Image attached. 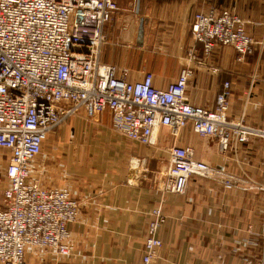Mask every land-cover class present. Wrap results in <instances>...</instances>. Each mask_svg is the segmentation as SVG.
Returning a JSON list of instances; mask_svg holds the SVG:
<instances>
[{
    "label": "crops",
    "instance_id": "0c3cea01",
    "mask_svg": "<svg viewBox=\"0 0 264 264\" xmlns=\"http://www.w3.org/2000/svg\"><path fill=\"white\" fill-rule=\"evenodd\" d=\"M115 1L102 63L127 69L130 81L150 72L160 88L190 68L186 93L191 104L214 109L229 83L228 117L264 124V0ZM211 7L246 22L257 44L244 61L237 60L232 46L217 45L207 56L203 44L194 41L195 16ZM70 122L55 141L67 134L72 141L49 144L34 174L47 187L68 188L79 202L78 218L69 225L75 251L59 257L29 249V264L140 263L148 215L160 203L166 217L159 231L163 245L151 264H264V190L226 189L218 180L196 176L183 195L165 192L161 184L168 149L177 144L192 147L196 159L264 186L263 138L222 153L215 139L197 135L190 123L177 138L163 127L157 144L143 145L116 131L108 111L92 120L80 114ZM53 145L57 149L50 151Z\"/></svg>",
    "mask_w": 264,
    "mask_h": 264
},
{
    "label": "built area",
    "instance_id": "2783aa9c",
    "mask_svg": "<svg viewBox=\"0 0 264 264\" xmlns=\"http://www.w3.org/2000/svg\"><path fill=\"white\" fill-rule=\"evenodd\" d=\"M118 9L115 0H0V264H29V249L70 256L75 247L69 225L79 202L66 187H47L34 174L50 133L69 117L92 120L104 112L131 141L155 145L167 127L177 138L191 124L201 137L215 139L224 153L253 137L264 139V124L250 126L228 117L230 85L217 95L214 109L193 105L184 69L167 88L154 85L146 72L128 80V70L102 63L106 26ZM235 13L217 7L196 14L192 37L208 56L215 46H232L244 61L257 44ZM162 171L163 191L183 195L192 177L215 179L226 189H260L250 178L235 176L199 160L190 146L172 145ZM163 204L148 215L144 255L151 264L163 242Z\"/></svg>",
    "mask_w": 264,
    "mask_h": 264
},
{
    "label": "rangeland",
    "instance_id": "374dc122",
    "mask_svg": "<svg viewBox=\"0 0 264 264\" xmlns=\"http://www.w3.org/2000/svg\"><path fill=\"white\" fill-rule=\"evenodd\" d=\"M74 117V116H73ZM72 120V117H69L65 122H63L59 127H57L54 131H52L51 133H50V135H49V137H48V139H47V143L45 142V144H44V146H43V150H46L47 148H49L50 147V145L49 144H53V142L55 141V139L57 140V138H58V134H62V132L64 131V129H68V127L69 126H71V121ZM56 133V134H55ZM72 137H74V135H71ZM60 140V142H58ZM58 141H55L56 142V144L57 143H62V144H64L65 145V143L67 144V145H69L68 144V142H71L72 141V138L71 137H69L68 138V134L64 137L63 136V139H59ZM55 144V143H54ZM57 145H53L52 146V150H50V151H53V150H56L57 149V147H56ZM51 148V147H50ZM5 166H6V164L5 163H3V164H0V174L4 171V168H5ZM72 242V241H71ZM73 244V243H72ZM74 245V244H73ZM75 247V246H74Z\"/></svg>",
    "mask_w": 264,
    "mask_h": 264
},
{
    "label": "water",
    "instance_id": "95a60500",
    "mask_svg": "<svg viewBox=\"0 0 264 264\" xmlns=\"http://www.w3.org/2000/svg\"><path fill=\"white\" fill-rule=\"evenodd\" d=\"M143 34V25L141 24L140 30H139V40H141Z\"/></svg>",
    "mask_w": 264,
    "mask_h": 264
}]
</instances>
